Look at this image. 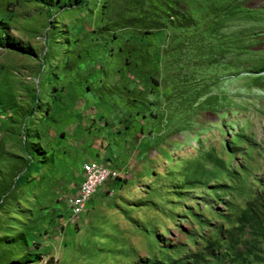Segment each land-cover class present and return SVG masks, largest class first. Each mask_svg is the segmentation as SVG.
<instances>
[{
  "label": "rangeland",
  "instance_id": "1",
  "mask_svg": "<svg viewBox=\"0 0 264 264\" xmlns=\"http://www.w3.org/2000/svg\"><path fill=\"white\" fill-rule=\"evenodd\" d=\"M71 1L0 0V264H264V0Z\"/></svg>",
  "mask_w": 264,
  "mask_h": 264
},
{
  "label": "built area",
  "instance_id": "2",
  "mask_svg": "<svg viewBox=\"0 0 264 264\" xmlns=\"http://www.w3.org/2000/svg\"><path fill=\"white\" fill-rule=\"evenodd\" d=\"M110 176L109 169L94 162H85L81 167V177L75 196L69 201L72 216L81 213L84 204L99 186Z\"/></svg>",
  "mask_w": 264,
  "mask_h": 264
},
{
  "label": "trees",
  "instance_id": "3",
  "mask_svg": "<svg viewBox=\"0 0 264 264\" xmlns=\"http://www.w3.org/2000/svg\"><path fill=\"white\" fill-rule=\"evenodd\" d=\"M72 2V4H76V3H78V1L77 0H72L71 1ZM29 166L30 165H26L25 167H24V171H23V175H19L17 178H16V181H18L20 178H23V183L26 181V179H27V177H28V175H29Z\"/></svg>",
  "mask_w": 264,
  "mask_h": 264
}]
</instances>
